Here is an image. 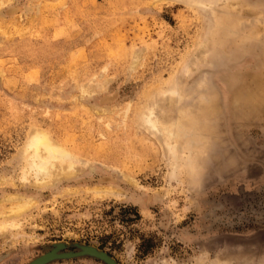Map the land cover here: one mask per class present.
Listing matches in <instances>:
<instances>
[{"label": "rangeland", "instance_id": "374dc122", "mask_svg": "<svg viewBox=\"0 0 264 264\" xmlns=\"http://www.w3.org/2000/svg\"><path fill=\"white\" fill-rule=\"evenodd\" d=\"M0 212V264H264V0H0Z\"/></svg>", "mask_w": 264, "mask_h": 264}, {"label": "bare ground", "instance_id": "6f19581e", "mask_svg": "<svg viewBox=\"0 0 264 264\" xmlns=\"http://www.w3.org/2000/svg\"><path fill=\"white\" fill-rule=\"evenodd\" d=\"M84 92L86 91H83V93ZM150 120L153 121V119ZM24 150L26 162L24 164L23 176L24 178H28L29 175H33L35 177V184L37 185L49 183L53 176H64L73 169L75 171L76 167L74 166L71 153H69L59 141L52 137L46 129L33 126L30 129V134L24 146ZM44 256H46V254ZM43 258L44 257L41 259Z\"/></svg>", "mask_w": 264, "mask_h": 264}, {"label": "water", "instance_id": "95a60500", "mask_svg": "<svg viewBox=\"0 0 264 264\" xmlns=\"http://www.w3.org/2000/svg\"><path fill=\"white\" fill-rule=\"evenodd\" d=\"M95 254L100 255L101 257H103L104 259H106L107 261H109L111 264H117L112 258H110L106 253H98L95 250H92ZM45 255V254H44ZM40 256L38 258H36L34 261H32L30 264H43L44 262H46L47 260H49L50 258L55 256V252H49L46 253V256ZM42 257H44L43 259H41Z\"/></svg>", "mask_w": 264, "mask_h": 264}]
</instances>
